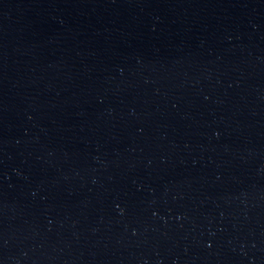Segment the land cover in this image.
I'll return each instance as SVG.
<instances>
[{"label": "water", "instance_id": "95a60500", "mask_svg": "<svg viewBox=\"0 0 264 264\" xmlns=\"http://www.w3.org/2000/svg\"><path fill=\"white\" fill-rule=\"evenodd\" d=\"M0 264H264V0H0Z\"/></svg>", "mask_w": 264, "mask_h": 264}]
</instances>
